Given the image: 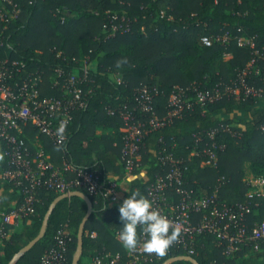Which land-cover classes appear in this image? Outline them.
<instances>
[{
  "label": "trees",
  "instance_id": "16d2710c",
  "mask_svg": "<svg viewBox=\"0 0 264 264\" xmlns=\"http://www.w3.org/2000/svg\"><path fill=\"white\" fill-rule=\"evenodd\" d=\"M4 1L0 0V11ZM11 1L20 13L8 22L0 16V60H23L25 73H40L43 97H59L63 83L73 74L82 76L86 60L90 64L83 83L85 106L74 113L64 146L38 136L44 154L55 167L68 163L98 171L105 184L123 180L127 171L122 157L124 123L120 113L125 107L133 110L137 91L147 88L154 97V115L162 125L152 127L151 114L138 112L146 123V137L140 167L129 174L123 199L131 190H139L147 197L156 178L167 174L169 166L158 160L166 149L184 160V186L196 197L210 196L217 190L219 199L230 206L247 200L257 203L249 220H264V131L260 128L264 110L257 107L259 100L244 96L235 100L225 94L207 106L194 105L181 118L168 117V102L177 89L192 98L195 89L220 87L224 92L248 67L255 52L257 64L246 82L255 89L264 88V0ZM5 5L10 10L7 2ZM65 12L72 17L64 18ZM205 38L211 40L210 46L203 42ZM241 38L252 41L254 48L240 44ZM244 108L252 112L251 119L234 122L225 118L235 109ZM227 126L231 132L224 131ZM213 130L218 131L214 141L224 143L225 148L218 154L216 167L202 166V158L191 154L197 137L211 142L208 132ZM36 137L37 132L28 133L31 152L37 150ZM9 162L7 145L0 141V213L24 203L23 191L2 179ZM248 176L259 180L262 190L253 186ZM66 177L72 179L74 174L67 173ZM77 190L89 197L93 209L85 224L76 264H95L96 256L106 254L128 262L131 251L122 247L118 239V206L122 201L109 206L103 197L91 196L82 188ZM61 195L44 187L37 189L34 212L24 219L20 230L9 238L0 236V264H40L44 253L55 247L61 230L71 232L68 260L75 264L79 230L88 205L80 196L56 202ZM50 210L44 238L25 251L40 233ZM199 217L196 215L195 221ZM9 229L15 228H8L7 233ZM194 250L193 254L174 250L146 264H163L180 256L191 257L197 264H264L263 259L245 252L227 256L212 235L197 237ZM172 264L193 263L181 260Z\"/></svg>",
  "mask_w": 264,
  "mask_h": 264
},
{
  "label": "built area",
  "instance_id": "2783aa9c",
  "mask_svg": "<svg viewBox=\"0 0 264 264\" xmlns=\"http://www.w3.org/2000/svg\"><path fill=\"white\" fill-rule=\"evenodd\" d=\"M6 2L11 6L10 10L7 9ZM19 13L20 9L11 0L3 2L0 16L4 21L18 18ZM114 19L117 20V17ZM226 39L225 37L224 40ZM203 42L207 46L211 45V40L208 38ZM240 44H248L254 48V43L245 38L240 39ZM257 55L258 52H255L248 67L238 73L237 80L232 86L226 87L224 92L220 87L201 91L195 89L193 91L195 96L192 98L188 92L177 89L168 102L169 119L181 118L184 112L192 110L194 105L204 107L215 103L225 94L231 95L235 100L243 96L264 99V88L255 89L246 82V77L257 64ZM89 69L90 64L86 60L84 74L82 76L73 74L67 79L61 86L59 97H43L41 94L43 78L40 73H25L26 62L23 60L9 57L0 60V141L7 145V153L10 157L2 179L14 184L24 193L23 204L12 207L8 212L0 213V236L5 237L8 228L18 227L34 212L35 195L40 187L61 194L76 192L78 188H82L91 196L103 197L109 206L124 200L117 183L105 184L98 171L77 168L68 163L62 168L55 167L37 141L38 136L43 135L54 145L64 146L74 113L85 106L83 83ZM56 74L59 77L63 75L59 70ZM55 85L57 86L58 82ZM135 102L133 110L125 107L120 113L124 123L121 129L124 134L122 157L126 162L127 174L140 167L141 148L146 137V123L138 112L144 115L151 114L152 127L157 128L162 125L154 115V97L149 89H139L135 95ZM260 128L264 131V121ZM30 131L37 132L35 152L29 151L27 145ZM224 131L231 132L230 126ZM216 133H218L216 130L208 132L211 142H204L201 136L197 137L191 156L201 157L202 166L216 167L218 154L225 148L224 143L214 141ZM164 153H167L166 149L158 155V160L162 165L169 166V171L165 176L156 178L149 188L147 198L161 214L172 221V228L178 230L177 239L164 255L146 253L138 246L137 250L129 253L130 260L126 263L121 262L120 256L112 257L110 254L96 256L93 262L146 264L159 261L174 250L182 249L193 254L197 237L206 235L214 236L227 256L234 257L238 253L245 252L255 256L257 260H264V220L261 222L249 220L254 206L259 204L253 205L247 200L230 206L219 199L217 190L210 196L196 197L193 190H188L184 186V160L177 159L173 153L163 155ZM67 173L74 174V177L68 179ZM251 183L256 186L253 180ZM258 192L262 193V191ZM196 215H200L197 221H195ZM143 239L142 236L141 244ZM71 241V232L59 231L55 247L44 253L40 264H69L68 248Z\"/></svg>",
  "mask_w": 264,
  "mask_h": 264
},
{
  "label": "clouds",
  "instance_id": "9594fccd",
  "mask_svg": "<svg viewBox=\"0 0 264 264\" xmlns=\"http://www.w3.org/2000/svg\"><path fill=\"white\" fill-rule=\"evenodd\" d=\"M118 212V239L126 250L135 251L139 246L146 253L164 255L177 239L178 230L172 228V221L139 190L129 192Z\"/></svg>",
  "mask_w": 264,
  "mask_h": 264
},
{
  "label": "water",
  "instance_id": "95a60500",
  "mask_svg": "<svg viewBox=\"0 0 264 264\" xmlns=\"http://www.w3.org/2000/svg\"><path fill=\"white\" fill-rule=\"evenodd\" d=\"M73 196H80L82 197L83 199H85V201L87 202V205H88V211L86 213V216L85 218L83 219V222L80 226V230H79V235H78V238H79V250L76 254V257H75V264L79 261L80 259V254H81V246H82V242H83V232H84V228H85V224L87 222V220L89 219L91 213H92V203L89 199V197L87 195H85L84 193L82 192H71V193H66V194H62L57 200H60V199H65V198H70V197H73ZM51 211L50 210L47 215L45 216L44 218V221L42 223V227H41V230H40V233L38 234V236L33 239L26 247L25 251H29L31 250L39 241H41L45 234H46V228H47V224H48V220H49V217H50V214H51ZM181 260H184V261H190L192 262L193 264H197V262L191 258V257H188V256H180V257H175V258H171L169 260H167L165 263L163 264H172L176 261H181Z\"/></svg>",
  "mask_w": 264,
  "mask_h": 264
},
{
  "label": "rangeland",
  "instance_id": "374dc122",
  "mask_svg": "<svg viewBox=\"0 0 264 264\" xmlns=\"http://www.w3.org/2000/svg\"><path fill=\"white\" fill-rule=\"evenodd\" d=\"M64 15V18H69V17H72V15H69L68 13H62ZM125 13L122 14V17L125 18ZM95 68V67H94ZM259 100V103L257 104V107H264V99H258ZM263 104V105H262ZM250 109L249 108H244V109H235L234 112H232L231 114L229 115H226L225 118H231L234 120V122H240V121H244V120H249L252 118V112L249 111ZM140 173L143 175L144 174V171L141 169L140 170ZM248 179L251 181L252 180V176H248ZM253 184L256 185L259 190H262V185H261V182L259 181H256V180H253ZM252 193V192H250ZM15 207V206H13ZM23 223V222H22ZM22 223L18 226V227H14L15 229H12L10 230L9 232H11V234L13 232H16V231H19L20 230V227L22 226ZM10 234V233H9ZM10 234V235H11ZM10 235H7L6 237L9 238ZM2 239V237H0Z\"/></svg>",
  "mask_w": 264,
  "mask_h": 264
},
{
  "label": "crops",
  "instance_id": "0c3cea01",
  "mask_svg": "<svg viewBox=\"0 0 264 264\" xmlns=\"http://www.w3.org/2000/svg\"><path fill=\"white\" fill-rule=\"evenodd\" d=\"M263 105V104H262ZM261 109H263L264 110V107H262ZM129 181H130V178H129V174H127L126 175V177H124V179L123 180H121V181H115L116 183H117V185H118V187H119V191H120V193L123 195L125 192H126V190L128 189V187H129ZM111 206V205H110ZM12 232V231H11ZM11 232H9L10 234H11ZM7 234V235H10V234ZM6 235V236H7Z\"/></svg>",
  "mask_w": 264,
  "mask_h": 264
}]
</instances>
